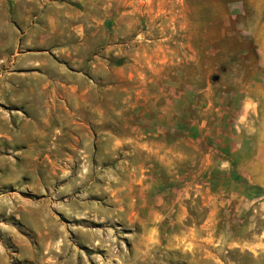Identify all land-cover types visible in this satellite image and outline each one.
I'll return each instance as SVG.
<instances>
[{"label":"rangeland","instance_id":"1","mask_svg":"<svg viewBox=\"0 0 264 264\" xmlns=\"http://www.w3.org/2000/svg\"><path fill=\"white\" fill-rule=\"evenodd\" d=\"M4 72L0 264H264V0H0Z\"/></svg>","mask_w":264,"mask_h":264},{"label":"crops","instance_id":"2","mask_svg":"<svg viewBox=\"0 0 264 264\" xmlns=\"http://www.w3.org/2000/svg\"><path fill=\"white\" fill-rule=\"evenodd\" d=\"M3 42V41H2ZM17 42V41H16ZM8 46V42L5 39L4 40V45L3 47ZM39 56V55H38ZM41 57L43 62H40L42 67L47 70L50 71V69H55V64L50 61L47 57L40 55L39 58ZM63 69L60 68V71H62ZM8 72H4L3 74H0V92L4 93L5 95L7 94V92L9 91L10 94L16 95V94H43L46 92V90L48 88H44L43 85L42 86H36V87H29V88H25L23 86L17 85L18 83V79L20 76L17 75H10L11 79L15 80V84L11 85L10 87L7 84V77H8ZM73 89V88H71ZM78 89V88H77Z\"/></svg>","mask_w":264,"mask_h":264}]
</instances>
